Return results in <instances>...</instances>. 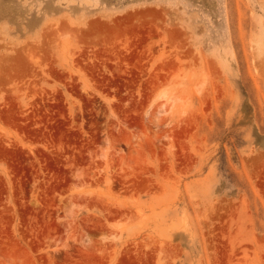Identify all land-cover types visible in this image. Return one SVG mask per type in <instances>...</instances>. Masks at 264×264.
I'll use <instances>...</instances> for the list:
<instances>
[{
	"label": "rangeland",
	"instance_id": "374dc122",
	"mask_svg": "<svg viewBox=\"0 0 264 264\" xmlns=\"http://www.w3.org/2000/svg\"><path fill=\"white\" fill-rule=\"evenodd\" d=\"M0 264H264V0H0Z\"/></svg>",
	"mask_w": 264,
	"mask_h": 264
},
{
	"label": "bare ground",
	"instance_id": "6f19581e",
	"mask_svg": "<svg viewBox=\"0 0 264 264\" xmlns=\"http://www.w3.org/2000/svg\"><path fill=\"white\" fill-rule=\"evenodd\" d=\"M166 105H167V104H166ZM157 108H158V107H157ZM160 108H161V105L159 106L158 109L153 110L154 113H155V114H156V113H160V112H161ZM167 110H168V109H167ZM165 111H166V110H165ZM165 111H162V113L165 112ZM154 113H153V114H154ZM155 114H154V115H155Z\"/></svg>",
	"mask_w": 264,
	"mask_h": 264
}]
</instances>
